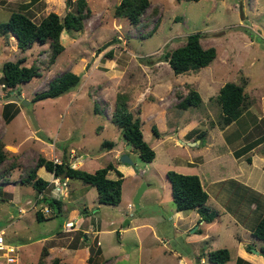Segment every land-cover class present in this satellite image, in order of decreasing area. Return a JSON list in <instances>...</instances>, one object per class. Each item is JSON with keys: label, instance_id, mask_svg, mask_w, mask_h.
Segmentation results:
<instances>
[{"label": "rangeland", "instance_id": "1", "mask_svg": "<svg viewBox=\"0 0 264 264\" xmlns=\"http://www.w3.org/2000/svg\"><path fill=\"white\" fill-rule=\"evenodd\" d=\"M119 1L86 0L91 14L84 19L83 30L61 34L64 49L49 65L48 43H34L23 51L15 36H0V142L6 152L0 163V231L6 243L17 247L15 264H37L43 248L48 263L58 258L66 264H196L198 256L193 251H201L204 244H190L194 227L173 217L175 206L166 171L197 175L196 168L187 164L191 159L208 176L206 184L211 169L219 177L230 169L233 172L236 164L221 143L222 137H227L233 150L259 146L258 151L264 153V0H149L136 26L116 17ZM74 5L75 0H0V22L19 11L39 23L50 12L63 17L74 11ZM194 32L202 35L203 47L215 48L216 57L197 71L175 74L161 56L184 44L186 36ZM20 58H24V66L38 65L41 76L9 91L1 85L2 65ZM66 71L81 76L77 88L53 99L31 102ZM226 82L243 86L246 104L242 115L224 126L216 95ZM189 90L197 91L201 102L180 108L177 104ZM121 94L127 95V109L140 118L143 138L155 151L152 164L140 159L111 122L116 97ZM23 100L29 103L25 105ZM15 108L17 113L6 122ZM153 125L159 138L153 136ZM191 125L194 127L181 135V130H189ZM238 128L244 131L232 134L240 131ZM241 135L245 137L240 145H246L239 149L233 140ZM36 136L46 137L45 143L36 144ZM104 141L113 142L115 150L102 147ZM64 150L72 167L88 172L106 166L115 152L127 155L131 163L119 169L123 174L121 202L117 206L98 204L94 188L68 179L69 197L62 200L65 209L56 215L50 210L44 215L49 219L38 222L35 212L45 204L29 208L26 201H34L38 193L20 181L39 155L52 159L53 153L62 156ZM77 156L82 157L83 166L76 163ZM109 172L108 178L110 174L118 177ZM37 176L44 179L45 170L39 169ZM143 183L148 186L136 207L133 199ZM217 186L222 190L218 196L234 201L232 182ZM43 194L52 197L57 193L48 187ZM128 202L132 203L130 209ZM74 212L82 213L83 222L77 215L71 216ZM96 229L100 231L94 232ZM257 243L264 247L263 242ZM207 245L210 249L212 240ZM218 245L228 247L227 242ZM85 248H100V254ZM181 257L183 263H179ZM207 261L204 257L199 263Z\"/></svg>", "mask_w": 264, "mask_h": 264}, {"label": "trees", "instance_id": "2", "mask_svg": "<svg viewBox=\"0 0 264 264\" xmlns=\"http://www.w3.org/2000/svg\"><path fill=\"white\" fill-rule=\"evenodd\" d=\"M149 4V0H120L115 6L114 14L118 18L127 19L130 24L136 26L139 24L140 17L144 14ZM68 5L71 4L68 3ZM90 14L91 10L86 0H75L74 11H67L63 17L50 12L39 23H35L22 12H11L6 21L0 22V36L3 38H7L9 35L15 36L18 48L23 51L30 48L34 43H48L50 53L47 65H49L54 63L56 57L64 49V46L61 44V34L64 31L81 32L83 30V21ZM152 29L148 36L153 34L156 26ZM201 37L202 35L199 32L188 34L184 44L165 52L161 56V59L169 64V67L175 74L197 71L208 66L215 59L216 50L214 47H203L200 43ZM23 61L24 58H20L15 61H5L2 65L1 85L7 87L9 91H13L22 83H27L31 79L41 76L38 65L24 66L22 65ZM80 82V75L66 71L53 78L44 91L36 93L31 102L56 98L74 90L79 86ZM216 99L221 109V120L224 126L237 120L245 109L246 94L243 86L234 82L224 83L219 88ZM126 101L127 95L125 94L116 97L111 122L120 129L124 141L135 149L140 159L144 162H151L155 157V151L144 140L141 131V120L139 117H134V114L127 109ZM200 102V94L195 90H189L177 105L180 108L186 109L189 106H198ZM10 104L13 103L10 102ZM15 113H17L16 108L7 115L5 121L9 122L15 116ZM151 128L153 136L159 138L160 134L156 126L153 125ZM101 145L102 147L111 149L114 143L104 141ZM250 149L251 147L244 146L241 150L236 151L235 155L239 156ZM5 157L4 145L0 142V163H2ZM246 160L250 162V157H247ZM40 167H43L49 173H53L54 177L64 174V178L78 179L84 184L90 185L96 190L98 204L117 206L121 202L123 174L116 170L112 163H108L106 166L93 172H88L80 168H73L64 159H61L60 162H55L53 159L39 155L34 167L20 181L21 183L30 184L38 193V197L36 196V199L27 205L31 204L34 206L36 203H44L53 215L63 210L64 203L61 198L56 199L43 194L50 184L37 176V170ZM110 170L114 171L118 177L114 179L108 178L107 174ZM166 176L171 185V197L175 211L196 210L200 216V220L205 222H211L218 216L217 211L210 209L206 205L208 193L203 189L197 175H186L169 170L166 172ZM39 195H42V197L39 198ZM86 210L85 208L83 215L86 213ZM80 214L82 215V213ZM35 218L38 222L49 219L40 210L35 212ZM252 235L264 243V217L258 221L252 231ZM83 236L84 234L82 233ZM89 250L95 251L97 254L100 253V249L93 250L90 248ZM47 254L48 252L43 248L37 264H66L58 258H54L50 263H47L44 260ZM260 254L264 257V247L260 248ZM205 255L208 262L212 264H225L230 258L227 248L210 250ZM91 257L92 255L89 256V261H92ZM236 264L250 263L238 258Z\"/></svg>", "mask_w": 264, "mask_h": 264}, {"label": "crops", "instance_id": "3", "mask_svg": "<svg viewBox=\"0 0 264 264\" xmlns=\"http://www.w3.org/2000/svg\"><path fill=\"white\" fill-rule=\"evenodd\" d=\"M193 127L194 125H191V128L189 130H184V131L181 130V135L182 134L184 135V133L187 134ZM252 128H253V125L249 129L252 130ZM238 129L240 131L232 132V134L239 135L240 133L244 131V129L241 130L242 128H238ZM177 132L179 135V131ZM244 137H245L244 135L237 136V139L233 140V142H236L235 145L237 146L239 145V149L243 147L244 145H246V144L240 145L241 141L243 140L242 138ZM43 138L36 136V138H34V141L36 142V144L42 145V143H45L44 141L46 140L45 139L46 137H43ZM226 138L227 137H222L221 143L225 145V148L228 150L229 154L232 155L233 162L237 166V167L235 166V169L233 172L229 168L230 173H228L227 175H224L223 177H219L218 175L215 176L214 175L215 173H213V169H211V173L209 174L210 181L206 184L205 180L208 176L205 175L204 171L200 168V164L198 165L195 164L193 160L191 159L187 161L188 165L194 166V168H196L197 173L195 174H197V176L199 177L203 189L208 193V200L206 202V205L210 209L217 211L218 216L215 219H213L211 222H205L203 220H200V216L196 210H187V211H175L174 210V212H172L173 217L178 220L185 219L187 220L190 227H194V232L196 233L193 234L194 238L192 237L189 238L190 244L192 245L194 244L195 247L197 245L200 246L204 244V246L201 248V251H198V252H196V250L193 251L194 254L198 256L196 259V264H200L199 261L202 260L204 257H206L205 254L208 251L213 250L215 245H217L216 247L217 249L222 248L218 244L221 245L223 244V242H227L228 244L227 249L230 255L229 260L225 264H228V263L236 264L238 258H241L242 260L250 264H264V257L260 254L261 246H259L258 245L259 243H257V241L259 242V240L256 239L252 235V231L255 228L256 224L261 218L264 217V153L259 152L258 151L259 146H256L255 148L254 147L251 148L246 153H242L239 156H236L234 154L236 151H238V148L235 150L231 149L232 145L226 141ZM252 141L253 140L249 141L248 143H251ZM187 143L189 144V141H187ZM211 143L212 141L208 142L207 145L211 146L212 145ZM43 149H44V146H43ZM113 150H115V147L112 150L107 149V151H111V152H113ZM65 151L66 150H64L62 156H59L53 153L54 155L53 157L59 160L61 159L67 160L69 155H68V152H65ZM70 153H73V151H71ZM121 156L122 154L120 153V151L115 152L113 155L112 161L108 162V163H112V165L116 168V170L122 169L124 167L123 165L124 163L122 162L118 163V160H120ZM217 157L218 156H216V158ZM247 157H250V162L246 160ZM77 159L78 161L76 163L79 164V167L85 164V162L81 160L82 159L81 156H77ZM152 163L153 162H151V164ZM41 168L43 167L38 168L37 174H39V169ZM110 172H113V171H110ZM45 173H46V177H44V180L48 181L50 184L53 173H49L46 170H45ZM111 175L112 174H110V178L114 179L113 176ZM59 178L60 180L64 181L65 186H66L65 187L66 191H62V194H60L59 198H56V199L61 198L63 200L64 198L66 199L67 197H69L68 192H67L68 190L67 186H68L69 181H68V178H61V177ZM228 181L232 182V185H233L232 187H236L235 191H232V193L235 195V197L232 198V200L234 201H228V198H225V197L223 198L220 195L218 196V192L220 193V191L222 190H221V186L218 187L217 184L218 183L223 184L224 182H228ZM139 184L140 182L136 185L135 189L139 186ZM146 186H148V184H146ZM88 189H89V186H88ZM169 189L171 193V186H169ZM163 190H165L164 185H163ZM35 197L34 199H36ZM162 197L163 196L161 195L159 198L161 199L160 202L162 201ZM96 200H97V197H96ZM29 202H33V201L27 200L25 204L27 205ZM129 204H131V202L127 203L128 209H130ZM27 206L29 208L32 207L31 204ZM65 207L66 206H64L63 204L62 208L65 209ZM76 215H77V218L83 222V216L82 215L78 216L77 212H74L71 216L73 217ZM69 224L72 225L73 222ZM99 231L100 230L96 229V231L94 232H99ZM83 237L87 238V235L84 234ZM219 238H220V241H218ZM210 240H212V247L209 249L207 248L208 247L207 243ZM80 248H84V247H80ZM87 249L89 248H85L84 250L88 252ZM77 250H79V248ZM254 250L257 252H255ZM54 257H59V256L56 255ZM179 263H183L182 257L180 258ZM207 263L212 264V263H209L208 261ZM188 264H191V263L188 262Z\"/></svg>", "mask_w": 264, "mask_h": 264}, {"label": "built area", "instance_id": "4", "mask_svg": "<svg viewBox=\"0 0 264 264\" xmlns=\"http://www.w3.org/2000/svg\"><path fill=\"white\" fill-rule=\"evenodd\" d=\"M53 160L55 162H60V160L55 157H53ZM48 187H51V190H55V192L57 193L52 194L53 198H59L60 194H62V191H66L65 183L64 181L60 180L59 177H54V179L50 181V186ZM41 197L42 195H39V198ZM131 206L132 204H129V207ZM41 211L43 212V214H46L50 212V209L45 206L41 209ZM16 255L17 247L6 243L2 232L0 231V264H15L14 260L16 259Z\"/></svg>", "mask_w": 264, "mask_h": 264}, {"label": "water", "instance_id": "5", "mask_svg": "<svg viewBox=\"0 0 264 264\" xmlns=\"http://www.w3.org/2000/svg\"><path fill=\"white\" fill-rule=\"evenodd\" d=\"M19 98H21V96H19ZM22 102H23V104H25V105H27V104L29 103V101H27V100H23ZM29 116H30V119H31V121H32V123H33V125H34V127H35V130L38 131L39 127H38V125H37V122H36V120H35V118H34L33 113L29 112ZM189 144H193V143L189 142ZM120 161H121L122 163H124V164H130V163H131V160L128 158L127 155H122V156L120 157ZM60 177H61V178H64L65 176H64V174H62ZM145 187H146V184L143 183V184L140 186V188L137 190V192H136V194H135V196H134L133 202H134V204L136 205V207H137L138 204H139V198H140V196H141V194H142V191L145 189ZM192 231H194V229H192ZM254 251H255V250H254ZM255 252H257V251H255Z\"/></svg>", "mask_w": 264, "mask_h": 264}, {"label": "clouds", "instance_id": "6", "mask_svg": "<svg viewBox=\"0 0 264 264\" xmlns=\"http://www.w3.org/2000/svg\"><path fill=\"white\" fill-rule=\"evenodd\" d=\"M71 165V163H69ZM74 168V167H73ZM60 177V176H59ZM132 204V203H131ZM132 207V206H131Z\"/></svg>", "mask_w": 264, "mask_h": 264}]
</instances>
